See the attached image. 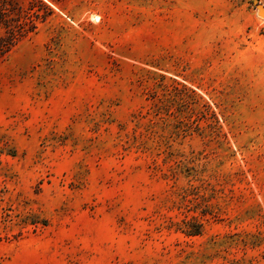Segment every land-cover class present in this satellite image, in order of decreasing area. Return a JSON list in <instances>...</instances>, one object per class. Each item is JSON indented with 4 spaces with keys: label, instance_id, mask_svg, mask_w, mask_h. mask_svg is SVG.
Masks as SVG:
<instances>
[{
    "label": "rangeland",
    "instance_id": "1",
    "mask_svg": "<svg viewBox=\"0 0 264 264\" xmlns=\"http://www.w3.org/2000/svg\"><path fill=\"white\" fill-rule=\"evenodd\" d=\"M261 6L0 0V264H264Z\"/></svg>",
    "mask_w": 264,
    "mask_h": 264
},
{
    "label": "trees",
    "instance_id": "2",
    "mask_svg": "<svg viewBox=\"0 0 264 264\" xmlns=\"http://www.w3.org/2000/svg\"><path fill=\"white\" fill-rule=\"evenodd\" d=\"M7 7H0V61L4 60L24 34V23L11 17ZM13 20L15 23L13 24ZM5 29V32L3 31ZM193 231L192 233H197Z\"/></svg>",
    "mask_w": 264,
    "mask_h": 264
},
{
    "label": "water",
    "instance_id": "3",
    "mask_svg": "<svg viewBox=\"0 0 264 264\" xmlns=\"http://www.w3.org/2000/svg\"><path fill=\"white\" fill-rule=\"evenodd\" d=\"M260 8H261V9L263 10V12H264V7H263V6H261Z\"/></svg>",
    "mask_w": 264,
    "mask_h": 264
},
{
    "label": "bare ground",
    "instance_id": "4",
    "mask_svg": "<svg viewBox=\"0 0 264 264\" xmlns=\"http://www.w3.org/2000/svg\"><path fill=\"white\" fill-rule=\"evenodd\" d=\"M96 17H98V16H96ZM95 18V17H94ZM99 18V17H98ZM97 20V19H96Z\"/></svg>",
    "mask_w": 264,
    "mask_h": 264
}]
</instances>
